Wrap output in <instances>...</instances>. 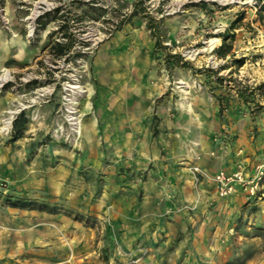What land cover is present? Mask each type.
Listing matches in <instances>:
<instances>
[{
    "label": "rangeland",
    "instance_id": "1",
    "mask_svg": "<svg viewBox=\"0 0 264 264\" xmlns=\"http://www.w3.org/2000/svg\"><path fill=\"white\" fill-rule=\"evenodd\" d=\"M133 1L0 0V192L51 208L0 200V264H264L255 0H147L160 47ZM241 14L237 66L215 48ZM220 170L243 179L220 193Z\"/></svg>",
    "mask_w": 264,
    "mask_h": 264
},
{
    "label": "trees",
    "instance_id": "2",
    "mask_svg": "<svg viewBox=\"0 0 264 264\" xmlns=\"http://www.w3.org/2000/svg\"><path fill=\"white\" fill-rule=\"evenodd\" d=\"M147 0H134L131 4L130 12L126 15L127 18H131L134 16H143L147 18L146 21V26L147 29L150 30V33L152 36L155 37V46L160 47L161 45V40L160 37L158 36V21H155L154 17L149 13L147 10V6L145 5ZM200 4H203V2H199ZM255 8H256V16H257V21H259L262 25H264V0H255ZM56 16L54 17V20H60V24H58L57 31L62 33V38H64L63 42L61 41H54L51 45V48L53 51L56 52L57 56H65L70 50V48L73 46L71 36H69V33H67L69 29V24L70 21L65 20L63 18H59L58 12L59 8L55 9ZM51 15V13L47 12L44 14H41L37 18V22L39 23L40 26H45L46 21H51L52 19L48 18L47 16ZM163 15L161 16V18ZM243 19L242 14L237 15V17L232 21L231 25L229 26L228 29H226L223 33L219 34V37L221 38V43L218 47L215 48V54L219 58H225L228 54H232L231 60L234 61L237 66H242L244 63V58H235L233 53H231L232 47L231 44L228 43L229 40H232L234 38V33L230 31L235 29V25L239 22H241ZM123 19L120 21L116 22V29H119L121 25L123 24ZM83 54L81 52L73 54V59L75 60L78 57H82ZM179 57V56H178ZM65 61L69 60V56H66L64 58ZM189 63L188 61H181V66H187ZM189 66V65H188ZM225 65H221L219 69H223ZM198 71H205L206 69H197ZM212 72H218L217 70H211ZM216 80H222V77H215ZM256 89H261L264 88V81H262L260 84H258ZM252 91H248L247 93H241L240 97L246 98L247 95H250ZM27 118L24 116V114L19 115L13 122L15 132L17 134H21L23 126L26 124ZM18 136V135H16ZM264 183V175L260 177V184ZM0 200H3L4 202H7L8 204L14 205V206H21V207H40L42 209L45 208H50V206L47 203L44 202H37L36 200L29 199V198H23V197H17V198H11V197H6L2 198L1 192H0ZM51 209V208H50Z\"/></svg>",
    "mask_w": 264,
    "mask_h": 264
},
{
    "label": "built area",
    "instance_id": "3",
    "mask_svg": "<svg viewBox=\"0 0 264 264\" xmlns=\"http://www.w3.org/2000/svg\"><path fill=\"white\" fill-rule=\"evenodd\" d=\"M260 175L258 176V179L260 180ZM213 179L216 183V187L219 190L220 193H226L230 191V189L233 188V181L234 180H242L243 177L239 173L234 174H226L223 171H218L213 175Z\"/></svg>",
    "mask_w": 264,
    "mask_h": 264
},
{
    "label": "bare ground",
    "instance_id": "4",
    "mask_svg": "<svg viewBox=\"0 0 264 264\" xmlns=\"http://www.w3.org/2000/svg\"><path fill=\"white\" fill-rule=\"evenodd\" d=\"M0 80H2V79L0 78Z\"/></svg>",
    "mask_w": 264,
    "mask_h": 264
}]
</instances>
